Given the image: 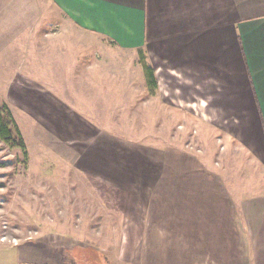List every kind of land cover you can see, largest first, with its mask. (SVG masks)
Here are the masks:
<instances>
[{
	"label": "rangeland",
	"instance_id": "1",
	"mask_svg": "<svg viewBox=\"0 0 264 264\" xmlns=\"http://www.w3.org/2000/svg\"><path fill=\"white\" fill-rule=\"evenodd\" d=\"M51 20L46 3L0 0V118L10 132L7 139L0 137L1 238L18 244L50 241L63 253L74 244L96 250L98 255L86 251L82 257L87 261L101 253L110 264H259L257 255L245 259L253 248L246 242L248 227L238 208L231 210L232 232L223 233L233 235L232 244H204L212 246L211 252L195 239L213 232L200 214L197 217L194 189L259 191L264 188L263 166L245 162L248 156L239 149L226 151L223 141H213L206 131L198 135L186 117L173 115L167 123L154 103L147 106L154 114L146 113L144 103L138 112L118 108L121 97L113 95L119 92L118 64H91V74L103 75L105 86L97 79L73 84L84 97L82 108L89 111V119L106 130L67 136V131H39L31 123L24 103L38 102L29 95L33 87H49L54 98L61 99L47 81L49 72L44 80L34 69L41 62V44L72 43L73 50L67 51L72 62L87 53L101 55L97 37L70 26L64 34ZM107 53L108 59L133 62L128 53ZM62 101L67 107V100ZM72 109L77 111V106ZM119 110L127 112L117 114ZM178 122L186 125L177 127ZM114 170H120V180L110 179ZM225 223L220 222L219 229H225ZM77 256L71 264H80Z\"/></svg>",
	"mask_w": 264,
	"mask_h": 264
},
{
	"label": "crops",
	"instance_id": "2",
	"mask_svg": "<svg viewBox=\"0 0 264 264\" xmlns=\"http://www.w3.org/2000/svg\"><path fill=\"white\" fill-rule=\"evenodd\" d=\"M36 1L47 4L50 24L60 26L62 33L69 32L70 26L97 37L101 43L98 58L87 53L78 62L70 61L73 56L67 55V51L73 50L72 43L41 44L38 49L41 62H36L34 69L44 80L49 72L47 81L56 86L61 99H55L49 87L37 83L33 90L30 87L29 95H35L38 102L32 103L29 96L30 104L26 99L25 110L39 131H67V136H73L106 130L89 119V111L82 108L84 97L74 90L73 84L97 79L105 86L103 75L94 77L93 71L91 74V64L114 62L120 73L115 80L119 82V92H113L121 97L118 108L128 107L132 112L145 108L144 103L149 113L147 106L154 103L157 112L159 107L161 114L168 117L167 123L173 115L186 117V124H192L198 135L206 131L213 141H223L226 151L239 149L247 154L244 158L248 156L245 162L254 161L264 168V0ZM113 50L130 54L133 62L106 58L107 52ZM57 59L59 62H55ZM143 59L153 70L152 81L145 73ZM71 106H77V111ZM153 111L149 114H154ZM103 143L102 140L100 145ZM110 176L113 180L123 177L120 170H114ZM221 189L215 186L194 189L197 217L200 214L205 226L213 232L197 235L195 239L211 252L212 246L204 244H232L233 235L223 233L228 229L232 232L235 215L231 210L238 208L248 227L246 242L253 248V252L245 253V259L249 260L251 255L255 259L257 255L259 264H264V188L255 192H229L223 186ZM251 195L262 197L256 199ZM233 198L238 200L237 205ZM225 221V229H219L220 222ZM49 242L25 241L14 245L2 241L0 235V264H71L77 255L81 256L80 264H110L101 253L102 257L88 261L82 257L86 251L98 255L96 250L90 252L70 244L63 253L58 245Z\"/></svg>",
	"mask_w": 264,
	"mask_h": 264
},
{
	"label": "trees",
	"instance_id": "3",
	"mask_svg": "<svg viewBox=\"0 0 264 264\" xmlns=\"http://www.w3.org/2000/svg\"><path fill=\"white\" fill-rule=\"evenodd\" d=\"M142 65L144 67L145 73L146 75L149 77V79L154 80L153 78V70L152 68L146 63V61L143 59L142 61ZM2 123V119L0 118V124ZM10 136V132L8 131V129L6 127H4L1 124V128H0V137L5 140ZM21 147L23 148L24 153L26 154V148L24 145H21Z\"/></svg>",
	"mask_w": 264,
	"mask_h": 264
},
{
	"label": "built area",
	"instance_id": "4",
	"mask_svg": "<svg viewBox=\"0 0 264 264\" xmlns=\"http://www.w3.org/2000/svg\"><path fill=\"white\" fill-rule=\"evenodd\" d=\"M2 241H6V237L1 238ZM13 243V242H12ZM14 245H18V241L13 243Z\"/></svg>",
	"mask_w": 264,
	"mask_h": 264
}]
</instances>
